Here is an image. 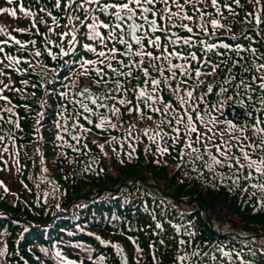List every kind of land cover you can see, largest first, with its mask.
<instances>
[{"label":"snow or ice","instance_id":"1","mask_svg":"<svg viewBox=\"0 0 264 264\" xmlns=\"http://www.w3.org/2000/svg\"><path fill=\"white\" fill-rule=\"evenodd\" d=\"M6 3L19 6L0 7V15L7 14L19 19V12L29 20V26L10 29L0 22V37H4L0 39V164L4 166L0 170L8 167L6 156L11 158L18 172L21 170L18 137L13 129L22 130L18 108H30L27 102L17 104L11 95L5 93H15L21 98L24 95L34 96L35 92L28 91L29 86L37 88L41 85H30L29 79L23 77H31L32 74L43 76L49 72L56 79L69 80V83L63 84V88L72 89L76 87V81L70 80L71 74L93 80L92 84L75 93L61 91L60 95L65 99L70 96L83 98L69 101L70 104H78L80 109L72 116L80 115L88 124H93L95 117L98 122L94 127L104 130L120 126L109 118L108 113L114 119H120L123 115H135L137 121L158 118L154 128L142 130L153 144L165 138H168L166 143L175 141L182 144L181 154L193 157L194 161H203L209 172L214 173L217 167L229 170L222 175L230 173L234 186H240L241 180H253L254 174H257L259 182L243 190L247 193L251 188L262 194L258 204L264 208V156L255 155L254 158V154L264 152V53L257 56L258 49L251 46L248 32L240 38L231 37L233 41L248 38L247 46L209 39L214 35L218 37L221 30H231L230 23H223L227 20L225 12L232 16L239 15L236 9L242 7L241 0H31L27 6L24 0H6ZM249 3L253 6L252 11L246 13L243 22L254 25L257 35L264 38V2L249 0ZM42 27L46 31L42 32ZM14 32L38 36L40 40H21L13 35ZM40 44L43 47H38ZM81 50L94 55L95 59L78 56ZM226 51L238 55L230 61L232 67L227 69L225 78L218 86L219 95L234 87L236 95L242 94L247 101L258 104L260 116L253 117L251 126L238 125L230 119L215 116L212 108L220 111L223 102L217 101V105H210L207 109L202 107L217 88L214 83H205V78L220 73ZM244 52L251 53L252 60L241 55ZM43 55L52 61L59 60L64 71L58 72L56 68L40 62ZM213 56L217 59L214 60ZM238 67L240 73L235 72ZM13 73L22 87H16ZM93 87L98 91H93ZM108 100L113 103H105ZM46 103L41 101V107ZM238 103L244 108V100ZM121 106H124L123 111ZM96 108L106 109V112H97ZM67 111V106H61L58 111L60 119L54 121V127L79 142L81 137L77 132L87 133L91 129L72 120V116L66 117ZM37 116L35 131L39 133L47 110L38 112ZM165 126L169 128L170 136L169 132L164 131ZM133 128L134 124L125 130L128 137H131ZM249 131L251 135L247 134ZM59 132L56 139L63 142L65 137ZM115 142L116 138L113 137L109 143ZM197 144H200V148L195 146ZM99 147L103 150L104 146ZM168 150V147L157 149L161 156ZM132 152H135L134 147ZM131 154L128 153L129 156ZM0 187L5 193L9 191L3 181H0ZM155 227L163 230L159 222ZM175 231L179 233L180 226H175ZM3 235L0 233V236ZM187 235L192 237L195 234L188 231ZM251 241L255 242L256 236L251 237ZM188 244V240L177 241L181 249ZM75 247L79 249L83 245L77 244ZM111 247L120 254L124 252L119 244H112ZM135 250L142 252L138 244ZM41 251L49 254V249L42 248ZM85 251L90 252L91 249ZM7 252L8 246L0 242V264H4ZM248 252L256 255V250L251 247ZM200 256V250H193L190 256L181 254L175 260L179 264H187L191 258ZM203 256L216 264H254L245 257L243 246L237 248L235 245L216 244ZM51 258L57 264H84L83 260L70 259L60 250L52 252ZM88 259L92 260V257L88 256ZM103 261L104 257L101 256L94 264H103ZM135 264H139V259ZM153 264H157L155 255ZM200 264H203V260Z\"/></svg>","mask_w":264,"mask_h":264},{"label":"trees","instance_id":"2","mask_svg":"<svg viewBox=\"0 0 264 264\" xmlns=\"http://www.w3.org/2000/svg\"><path fill=\"white\" fill-rule=\"evenodd\" d=\"M29 3L31 0H24L26 6ZM241 5V8L236 9L239 15L232 16L225 12L227 20L223 23H230L231 30H221L218 37L214 35L209 39L247 46L248 38L233 41L231 37L240 38L248 32L251 46L258 49L259 56L264 53V38L257 35L254 25L243 22L253 6L249 0H241ZM18 6L0 0V7ZM17 14L19 19H13L7 14L0 15V22L10 29L27 28L29 20L19 12ZM41 31H46V28L42 27ZM13 35L21 40H40L38 36L15 32ZM77 55L93 58L92 54L83 50ZM237 55L226 51L220 73L205 78V83H214L217 88L214 94L207 97L202 107L207 109L210 105H217V101L228 99V102H224L227 105L238 97L246 102L245 108L249 113L243 121L234 123L251 126L253 117L260 116L258 104L247 101L242 94L236 95L234 87L229 88L224 95H219L218 86L225 78L227 69L232 67L230 61L235 60ZM241 55L252 60L249 52ZM213 59L217 57L213 56ZM40 62L47 63L58 72L64 71L59 60L52 61L46 55L40 58ZM240 71L239 67L235 69L236 73ZM53 75L49 72L43 76L32 74L31 77H23L29 79L30 85H41L37 88L29 86L28 91L35 92L34 96L24 95L21 98L15 93H5L11 95L17 104L27 102L30 108H18L22 117V130L13 129L18 137L21 170L18 172L7 156L5 159L9 161L8 167L0 170V181L9 189L5 193L0 187V233H4L0 236V242L8 246L4 264H57L51 258L55 250H60L70 259L83 260L84 264H94L101 256L104 257L103 264H120L118 252L111 247L112 244H119L124 249L123 255L129 264H135L137 259L139 264H153V255L157 258V264H179L175 257L181 254L190 256L193 250H200L201 256L191 258L187 264H193V261L200 264L201 260L203 264H216L203 256L204 252H209L216 244L235 245L237 248L243 246L247 259L254 264H264V208L258 204L262 194L251 188L247 193L243 190L259 182L257 174H254L253 180H241L240 186H234L230 173L222 175L229 170L217 167L214 173L209 172L203 161H194L193 157L181 154L182 144L175 141L166 143L163 140L153 144L143 135L142 130L154 128L158 118L137 121L135 115H123L120 119H114L108 113L109 118L120 126L107 130L95 128L97 122L88 124L83 119H76L72 116L74 105L69 103L71 96L65 99L60 95L64 91L60 85L70 81H55L51 89L45 87L50 84ZM69 77L76 81L75 88L93 83L89 78L71 74ZM13 79L17 81L16 87H22L15 73ZM41 101L47 103L41 107ZM111 103L108 100V104ZM61 106L68 107L66 117L72 116V120L91 129L87 133L77 132L81 137L77 144L81 148L79 153L73 151L76 144L69 135L54 127V121L60 119L58 111ZM121 108L123 111L124 106ZM45 109L47 116L37 133V113ZM212 110L215 115V107ZM132 124L135 128L132 129L131 137H128L125 130ZM164 131L171 135L167 126ZM58 132L64 135L63 142L56 139ZM247 134L251 135V132ZM41 136L43 139H40ZM113 137L117 142L109 143ZM99 145L104 146L103 150ZM195 146L200 148V144ZM133 147L135 152H132ZM164 147L169 150L161 156L157 149ZM130 152L131 156L128 155ZM255 155L264 156V152L254 154V158ZM3 168V164H0V169ZM45 168L46 172L43 171ZM75 171H80V175L76 176ZM157 222L162 224L163 230L155 227ZM175 226H180L179 233L175 231ZM188 231L195 235L189 237ZM253 236H256L255 242L251 241ZM179 239L188 240L189 244L182 249L178 248ZM77 244L83 245V248H76ZM137 244L142 252H136ZM249 247L256 250L255 256L249 254ZM42 248L49 249V254L42 252ZM21 258L27 262L23 263Z\"/></svg>","mask_w":264,"mask_h":264},{"label":"water","instance_id":"3","mask_svg":"<svg viewBox=\"0 0 264 264\" xmlns=\"http://www.w3.org/2000/svg\"><path fill=\"white\" fill-rule=\"evenodd\" d=\"M231 113H233L234 112V109H231V111H230ZM124 264H125V262H123Z\"/></svg>","mask_w":264,"mask_h":264}]
</instances>
